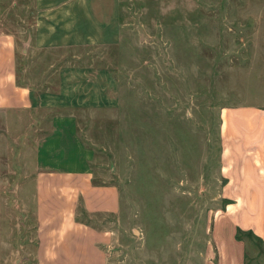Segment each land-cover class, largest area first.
I'll use <instances>...</instances> for the list:
<instances>
[{
    "label": "rangeland",
    "instance_id": "rangeland-1",
    "mask_svg": "<svg viewBox=\"0 0 264 264\" xmlns=\"http://www.w3.org/2000/svg\"><path fill=\"white\" fill-rule=\"evenodd\" d=\"M117 3L116 44L55 50L48 61L52 70L74 59L105 70L110 106L61 111L36 103L0 113L1 264L35 263L34 145L53 116L69 113L91 154L94 182L119 191L116 216H84L113 232L105 248L111 264H264V240L240 229L238 239L225 218L235 205L223 195L221 172L227 113L264 110V0ZM0 7L21 73L33 0Z\"/></svg>",
    "mask_w": 264,
    "mask_h": 264
},
{
    "label": "crops",
    "instance_id": "crops-1",
    "mask_svg": "<svg viewBox=\"0 0 264 264\" xmlns=\"http://www.w3.org/2000/svg\"><path fill=\"white\" fill-rule=\"evenodd\" d=\"M117 6V0H33L29 61L21 73L15 37L0 21V113L29 110L36 103L61 111L110 106L113 81L105 70L81 59L58 63L52 70L48 61L55 50L116 44ZM24 73L32 79H22ZM51 121V130L34 145V264H111L105 248L113 232L87 225L84 216H116L119 191L114 184L94 182L76 115L61 114ZM222 124L223 195L235 205L225 218L233 230L251 231L264 240V110L243 106L227 113ZM240 204H255L258 210Z\"/></svg>",
    "mask_w": 264,
    "mask_h": 264
},
{
    "label": "trees",
    "instance_id": "trees-1",
    "mask_svg": "<svg viewBox=\"0 0 264 264\" xmlns=\"http://www.w3.org/2000/svg\"><path fill=\"white\" fill-rule=\"evenodd\" d=\"M237 238L238 239L240 238V235L238 234V229H237ZM250 238L253 239V241H255V242H257L259 239V238L257 239V237H255L254 235H252Z\"/></svg>",
    "mask_w": 264,
    "mask_h": 264
}]
</instances>
